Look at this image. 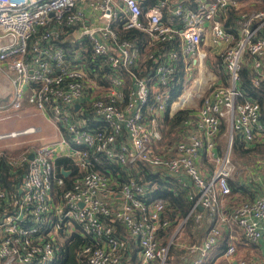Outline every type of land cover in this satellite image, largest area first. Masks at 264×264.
Here are the masks:
<instances>
[{"label": "built area", "instance_id": "built-area-1", "mask_svg": "<svg viewBox=\"0 0 264 264\" xmlns=\"http://www.w3.org/2000/svg\"><path fill=\"white\" fill-rule=\"evenodd\" d=\"M245 1L0 0V74L11 93L0 121L28 107L57 134L20 150L25 140L0 144V171L11 175L0 178V264H57L74 234L85 240L79 264H167L188 217L200 226L203 210L212 224L187 246L190 264H205L221 225L264 239V195L229 201L235 135L245 145L264 138L260 105L240 83L246 66L254 87L264 83V7ZM185 90L190 100L178 104ZM182 110L165 140L163 118ZM39 131L30 124L0 142ZM144 171L191 194L185 217L166 216ZM220 257L264 264L238 256L233 241Z\"/></svg>", "mask_w": 264, "mask_h": 264}, {"label": "trees", "instance_id": "trees-1", "mask_svg": "<svg viewBox=\"0 0 264 264\" xmlns=\"http://www.w3.org/2000/svg\"><path fill=\"white\" fill-rule=\"evenodd\" d=\"M132 33H137L138 36L141 35L140 31L133 30ZM213 63H215L214 64L215 70L221 73L219 60L213 59ZM252 74L253 73H251L248 66L242 68L241 76H240L241 87L245 90L247 96L250 99L255 100L259 103L261 109V118L262 120H264V83H261L259 87H254L251 83V78L253 76ZM188 113L189 112L187 110H182L177 112L172 117H169L168 114L165 115V117L163 118V121L166 126V129L163 131V136L165 140L173 138L172 132L175 131L176 126L179 125L180 120L188 116ZM259 144L264 145V138H262L260 142L255 141L254 144L251 143L245 145L244 142L238 136L235 135L233 140V150H232L233 156H235L238 160H240L241 163L246 164L250 160V155L252 157L255 156V154L253 153L255 152L264 153V148H262L261 145ZM109 166L112 169L116 170L114 164H109ZM249 166L251 165L248 164L245 165V167H249ZM146 171L148 170L146 169ZM146 171H144L145 178L151 177L154 181H157L158 183V186L155 189V194L158 196H162L166 200V204H167L166 213H165L166 216H168L171 219H174L175 220L174 223H176L178 219L185 217L189 212L192 204L191 194H189L186 189L180 188V186L172 178L160 179L156 173L149 175V173L146 174ZM0 178L3 180V182L9 183L11 179V175L6 171V169L5 170L2 169L0 171ZM230 185H231V196L233 195V197L235 193L240 192L242 194H245V196H248V198H250L251 196H253V193L255 191L254 188H249L248 186L243 184V182L240 180L230 181ZM239 202L240 200L234 201L235 204H238ZM201 213H202V217L200 221V226H197V222L195 221L194 215H190L187 219V222L184 225V230L188 231L189 233L192 234V230H194V233L196 234L195 239L197 240L196 241L197 243L201 242L207 229L212 224V221L209 219L208 211L203 210L201 211ZM220 241L222 242L221 238L218 244L216 245L217 248L219 249H217V253L215 254V256L218 257L219 255L222 254L224 250L223 244L219 246ZM84 243L85 240L83 239V237L77 234L72 235L70 239L60 247V252L57 258V264H79L78 262L80 260L79 251ZM133 249L134 251H137V246H133ZM179 253L180 251L175 247H173L169 251L168 260L171 261L172 256ZM179 262L181 264V263H185L186 261H184V259H181V257L178 258L177 256L176 260L174 261V264H179ZM133 263L138 264L136 260H134ZM167 264H170V262Z\"/></svg>", "mask_w": 264, "mask_h": 264}, {"label": "rangeland", "instance_id": "rangeland-1", "mask_svg": "<svg viewBox=\"0 0 264 264\" xmlns=\"http://www.w3.org/2000/svg\"><path fill=\"white\" fill-rule=\"evenodd\" d=\"M244 4H245V6H247V9L251 6L250 0H246L244 2ZM262 7H264V0H261V4H259L258 7H254V8H262ZM214 70H215V68H214ZM217 75L219 76L218 73H217ZM203 81H205V78H204ZM8 92H9V85H8L6 79L0 74V99L1 100H5V101L10 100L11 99V93L9 92V95H7ZM186 92H188V90ZM206 93L207 92L205 91L204 94H206ZM3 98H6V99H3ZM184 100L185 101L186 100L189 101L190 99L186 98V95L183 94V96H181V101H184ZM181 101H179V102L177 101L178 104L181 103ZM23 110H24V114H22V116L21 115L20 116H15V117H12V118L7 119V120L0 121V133L8 132L10 130H19V129H22V128L30 125V124H35L36 125V117L27 114L28 112L29 113L33 112V110L29 109L28 107H26V108L24 107ZM40 119H41V121L44 122V120L42 118H40ZM41 121L38 122V123H41ZM48 125L46 126V128L44 127V132L41 133V134L39 132L38 134L27 135V136H24V137L19 138V139L5 140L3 142H0V144H2V143H13V142H16V141L25 140V142H23L20 145L21 146L20 148L14 149V150H20V149H22L23 147H25L29 143V142L27 143L26 140H31L30 141L31 143H39V142L44 143V142H47L46 141L47 140V135L52 133V131L50 130L52 127L50 125L49 126ZM38 135H41L43 137L46 136V137L42 138L41 140L38 141V139H40V138H38L39 137ZM225 139H226V135L222 134V140H225ZM259 145H261V147L264 148V145H262V144H259ZM253 154H255V156L252 157L250 155V160L246 163L248 165H251L249 167H245L246 164L241 163L240 160H238L235 156H233V160L236 163L237 170L235 169L231 181H235L236 178L239 175H243L244 176V175L247 174L248 180L249 179L251 180L250 183L255 184L256 187L260 191H262V190H264V153L255 152ZM256 173H259L261 175L260 176L261 177L260 180H258V175H256ZM258 181H259V183H258ZM234 231L239 232L238 230H234ZM195 238H196V234L194 233V230H192V234H191L188 231L184 230V227H183L181 233L178 235L176 241L172 245L173 247L178 249L180 251V253L172 256L171 261L168 260V263L170 262V264H174V261L176 260L177 256H178V258L181 257V259L190 257V260H191L192 259V255L189 254V252L187 250V246L190 245V244H193V243H197L196 242L197 240ZM221 244H222V242L220 241L219 246ZM172 248H170V249H172ZM217 249H219V248H217V246H216L213 249V251L211 252V254L209 253L210 260H209L208 264H222L221 257L220 256L219 257L215 256V254L217 253ZM209 255L207 257L208 259H209ZM208 259H207V261H208ZM185 263L186 264H190V261L185 262ZM185 263H181V264H185ZM179 264H180V262H179Z\"/></svg>", "mask_w": 264, "mask_h": 264}, {"label": "crops", "instance_id": "crops-1", "mask_svg": "<svg viewBox=\"0 0 264 264\" xmlns=\"http://www.w3.org/2000/svg\"><path fill=\"white\" fill-rule=\"evenodd\" d=\"M258 6H259V4H255L253 7H258ZM190 93H192V92H187L185 94L186 98L189 99V94ZM31 116L36 117V125L40 127V131L39 132H40V134L43 133L44 132V127L46 128V126L49 124V123H47L45 117L41 113H37V112H34L33 115H31ZM40 118H42L44 120V122L41 121ZM40 121H41V123H38ZM50 130L52 131V133L47 135V140H46L47 142L54 141L57 138L56 130H54L53 127ZM38 136H39L38 138H40V139L37 138L38 141L41 140L42 138L46 137V136L43 137L41 135H38ZM39 143H41V142H39ZM44 143H46V142H44ZM256 175H258V180H260L261 179V177H260L261 175L259 173H256ZM236 180L242 181L243 184H245L249 188H254L255 191L253 193V196H251L250 198H248V196H245V194L237 192V193L234 194V197L232 195L231 198L229 199V201L231 203H234L235 200H240V202H241L242 200L253 199L254 197H256L258 195H264V190L260 191L256 187L255 184L250 183L251 180L250 179L248 180L247 174L244 175V176L243 175H239L236 178ZM258 183H259V181H258ZM245 198H247V199H245ZM226 209H227V206L223 207V210H226ZM221 230H222V235L220 236V238L222 240V244H223L224 248H225L226 244H228L230 241H233L236 244L238 256L255 257V258L259 259L260 261H264V239H261L259 241H255V242H249V241H247L244 238V236L242 235L241 232L239 233V232H236V231H232V229L229 228L227 225H221ZM133 246H137V245L135 243H132L131 244V248H133ZM207 259L205 260V264L209 263L210 259H208V261H207Z\"/></svg>", "mask_w": 264, "mask_h": 264}, {"label": "water", "instance_id": "water-1", "mask_svg": "<svg viewBox=\"0 0 264 264\" xmlns=\"http://www.w3.org/2000/svg\"><path fill=\"white\" fill-rule=\"evenodd\" d=\"M30 157H31V156H30ZM62 173H63L64 175H68V171H62ZM199 209H200V210H203V208H202L201 206L199 207Z\"/></svg>", "mask_w": 264, "mask_h": 264}, {"label": "bare ground", "instance_id": "bare-ground-1", "mask_svg": "<svg viewBox=\"0 0 264 264\" xmlns=\"http://www.w3.org/2000/svg\"><path fill=\"white\" fill-rule=\"evenodd\" d=\"M186 91H187V90H186ZM186 91L184 92V94L187 93ZM188 92H192V90H190V91H188ZM182 96H183V95H182ZM183 99H184V98H183ZM179 100H181V97H180V99H178V101H179ZM182 102H183V101H181V103H182Z\"/></svg>", "mask_w": 264, "mask_h": 264}]
</instances>
